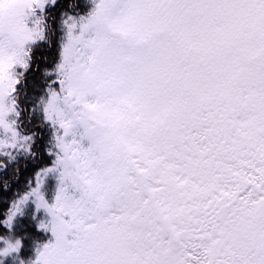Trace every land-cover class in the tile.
I'll use <instances>...</instances> for the list:
<instances>
[{
    "label": "snow or ice",
    "instance_id": "1",
    "mask_svg": "<svg viewBox=\"0 0 264 264\" xmlns=\"http://www.w3.org/2000/svg\"><path fill=\"white\" fill-rule=\"evenodd\" d=\"M0 264H264V0H0Z\"/></svg>",
    "mask_w": 264,
    "mask_h": 264
}]
</instances>
